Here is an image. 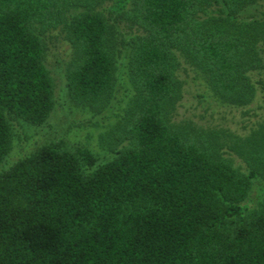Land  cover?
Returning <instances> with one entry per match:
<instances>
[{"label":"trees","instance_id":"1","mask_svg":"<svg viewBox=\"0 0 264 264\" xmlns=\"http://www.w3.org/2000/svg\"><path fill=\"white\" fill-rule=\"evenodd\" d=\"M53 32L72 49L74 106L107 108L122 50L133 104L105 162L57 141L2 168L14 124L54 110ZM181 59L219 102L251 104L264 0H0V264H264V196L246 205L264 181V124L232 142L243 171L217 131L174 123Z\"/></svg>","mask_w":264,"mask_h":264},{"label":"rangeland","instance_id":"2","mask_svg":"<svg viewBox=\"0 0 264 264\" xmlns=\"http://www.w3.org/2000/svg\"><path fill=\"white\" fill-rule=\"evenodd\" d=\"M47 37L45 64L54 81L55 107L47 122L40 127L25 123L14 124L11 152L2 168L30 154L35 148L57 141L66 146L88 148L105 162L111 157L109 138L124 124L135 92L128 77V50H122L117 59L118 81L114 99L107 108L94 114L88 109L74 106L65 91V72L72 57L70 44L57 32ZM177 72L181 81L180 99L172 121L187 123L203 130H215L225 142L224 156L233 160L243 171L247 169L244 159L230 147L236 137L243 139L264 124V69L251 73L257 92L254 101L245 107L229 106L212 97L196 70L182 59ZM225 140H224V139ZM264 196V181L255 180L246 205L255 207Z\"/></svg>","mask_w":264,"mask_h":264}]
</instances>
